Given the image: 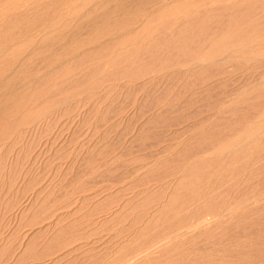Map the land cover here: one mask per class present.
<instances>
[{
	"label": "rangeland",
	"instance_id": "rangeland-1",
	"mask_svg": "<svg viewBox=\"0 0 264 264\" xmlns=\"http://www.w3.org/2000/svg\"><path fill=\"white\" fill-rule=\"evenodd\" d=\"M98 1L105 0H0V264H264V222L250 230L263 238L260 254L249 247L238 260L225 249L234 243L236 225L225 223L233 215L223 209L234 206L238 189L216 191L242 176L166 205L179 176L170 160L189 137V125L207 115L194 114L206 101L185 115L177 107L205 86H221L226 94L245 87L248 66L264 62V34L247 32L185 65L123 75L141 55L139 36L153 40L208 8L254 5L256 12L264 0H118L147 3L132 22L103 36L77 26ZM200 62L214 64L213 71L191 93L177 70L190 77ZM169 104L173 111L161 116ZM257 126L246 128L240 142H253ZM238 142L213 157L233 153ZM263 176L254 178L257 188L247 199L258 198V206L264 205ZM210 197L217 200L209 206ZM247 215L248 227L264 218Z\"/></svg>",
	"mask_w": 264,
	"mask_h": 264
},
{
	"label": "bare ground",
	"instance_id": "bare-ground-1",
	"mask_svg": "<svg viewBox=\"0 0 264 264\" xmlns=\"http://www.w3.org/2000/svg\"><path fill=\"white\" fill-rule=\"evenodd\" d=\"M115 1L118 0L98 1L97 7L84 17V21L77 25L78 28L82 29V31L84 27L88 29L98 28L99 33H101L100 36L107 35L110 29L121 27L122 24L126 23L125 21L128 18H131L132 22L135 16L144 11L146 6L145 3H147L141 1L127 3L119 2L120 0L118 2ZM111 5H113V9H111ZM253 7L254 5H250L244 11H240L237 7L208 8L202 15H194L186 18L178 26L171 27L165 34L159 35L153 40L151 38L149 41L142 42L141 36H139L138 39L135 40V43L137 44V48L143 43L142 49H140L141 55L135 59L136 62L134 61L133 68H125L123 70V75L136 77L137 75L147 72L152 66H165L169 63H171V65H185L199 58L202 52H205L207 55L214 54L221 49L222 46L240 37H244L243 35L247 32L250 33V37L258 38L257 36L264 34V7H258L256 12L251 10ZM176 11V8H174L173 13ZM258 24H260V26H257ZM72 28L71 31L73 30ZM145 29L146 27H140L138 30L145 31ZM78 34L80 35L81 33ZM142 37L144 36L142 35ZM124 43L125 41L119 42V44ZM102 54H104V52ZM98 55L100 56L99 52ZM198 63L195 65L196 67H193V70L191 68L190 74L192 76L190 77L185 75L186 73H183V71L177 70L178 73H181L182 79L186 78L182 83L183 88H187L188 90L190 88L191 93L194 91L193 88L195 86L198 87L197 85L199 84L202 86V83L205 84V82L208 81V79L206 80L203 77L205 76L203 74L209 76L207 73L212 70L211 65H214L210 63V65L207 64L208 66H202L203 64H201V62L200 64ZM237 65L240 69H243V64ZM221 67L220 65L215 68H218L217 71H219L222 69ZM245 67L247 68V66ZM246 70H248L249 73L242 79V83L245 84V87H239L226 94L227 91L222 90L221 86H213L214 84L211 86L204 85L203 91L196 92V94H200L198 97L190 98V95L185 98V104L183 106L177 107L175 111L176 114L185 115L191 111L190 109L193 108L196 101H206L204 105H201L202 108L199 106V110L194 109V114L195 117L201 113H206L207 115L201 116V120L198 122L195 121V123L193 122V124L189 125L187 130L190 132L189 137L184 141L182 138L183 142L181 141L180 144L178 143L180 146L177 145L179 148H176L177 151H175V155L173 154L174 158L172 156L170 158H173L170 160L172 163H176L177 167L175 165L174 169H179V171H177L179 176L173 191L169 195L170 198L166 203V205L172 206L177 202L175 200H178L182 196L186 195L187 197H191V194H187L189 191L202 193L212 189L210 186L211 182H217L220 186L223 181L227 182L231 177L235 176L234 174L242 176L238 179L236 178L231 185L225 186L223 191L221 189L216 191L218 193L216 196H219V194L231 193L234 189H238L234 195V198H236L234 199V204L229 203L234 206L232 207L230 205V209L229 207L226 208V210L223 209V214L229 213L233 215L232 219L227 220L225 223L236 225V235L231 239L234 243L233 245H231V243L226 244L225 249L227 252H230V254L236 256L238 260L239 257L241 258V255L245 254L246 248L249 247H254L256 249L254 252L256 253L258 251L260 254L262 250L260 246L263 238L259 234H253L250 230L254 229V226L256 227L264 222L262 221L264 218L256 219L249 222V227L244 226L242 223L243 218L248 216V212L249 214L259 213L264 216V205H255V200L258 201V198L255 200H247L252 198V193L257 188L252 183V181L255 180L254 178L264 175V136H262V130H264V122H262L264 118V62L251 64ZM221 71L223 70H220L219 75H223L224 71ZM172 73L168 74L169 76L167 75L169 78L166 77L169 83L174 80V74ZM210 79H212V77ZM226 95H230V99L225 100L224 96ZM164 109L165 111L161 116H165L164 114L167 116L168 112L173 111L174 106L169 104V106H166ZM159 119H162V117ZM259 122L262 123L259 125ZM175 123L178 124V122ZM256 125H258L256 127L258 132L256 137L253 138V142H240L245 129L252 128ZM186 126H184V128ZM176 132L174 134L182 137L181 134ZM181 133L183 132L181 131ZM183 135L185 136L184 133ZM175 138L178 137L176 136ZM237 141L240 142H238L240 146L237 150L233 151V153L230 150L223 151L222 156L213 157L216 151L228 148V146ZM168 159H166V161H168ZM251 160H254L255 164H259L258 167L253 166V161ZM235 162H237V165L233 167ZM156 170L158 171V169ZM165 170L162 172L159 171V173L156 171L157 174L154 171L152 174L158 175L160 172L163 174ZM167 172H169V170ZM160 176H158L159 179ZM242 178H244L243 182ZM242 183L247 187L244 191L239 188ZM259 187L263 186L260 185ZM261 197H264V194L261 195ZM216 200L210 197L208 199V205L215 204ZM200 224H202V222ZM221 237H223V235H221ZM231 247H233V249H231ZM176 263H180V261Z\"/></svg>",
	"mask_w": 264,
	"mask_h": 264
}]
</instances>
